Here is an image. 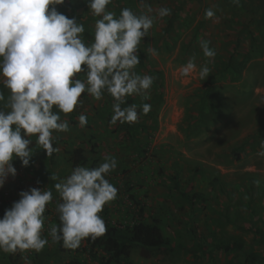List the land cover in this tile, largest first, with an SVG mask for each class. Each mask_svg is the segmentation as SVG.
Here are the masks:
<instances>
[{"label":"rangeland","instance_id":"obj_1","mask_svg":"<svg viewBox=\"0 0 264 264\" xmlns=\"http://www.w3.org/2000/svg\"><path fill=\"white\" fill-rule=\"evenodd\" d=\"M248 2L144 0L153 9L170 8L171 15L158 19L138 48L141 63L135 70L154 78L150 98L128 96L122 107L135 104L141 112L140 105L148 103L150 112H141L132 124L112 125L113 98L105 92L97 101L85 92L80 98L82 106L60 114L68 121L69 131L53 133V147L58 152L48 156L36 137L30 138L33 155L29 166H23L19 158L12 161L16 175L6 177L0 202L13 205L21 192L32 188L50 189L53 199L44 213L43 237L49 243L39 253L18 252L20 264H24L25 255L31 264H67L73 259L103 264L104 255L98 252L99 260H91L83 242L78 252L68 249L58 255L48 234L61 202L55 184L76 167L71 152L78 147H83L90 159L85 167L99 166L106 156L117 160V168L106 176L117 188V197L103 209L112 223H126L129 211L138 210L128 194L134 195L144 206L147 221H158L173 246L187 247L174 256L136 248L131 264H264V158L257 155L264 141V11L239 34L253 17L244 11ZM55 7L83 24L86 45L94 40L98 17L90 13L87 0H64ZM123 8L139 15L141 0H112L108 6L117 17ZM209 8L215 16L206 19ZM237 37L241 47L231 60L234 69L229 70ZM201 39L210 42L214 58L204 57ZM150 47L157 55L147 54ZM193 57L197 71L182 77L179 69ZM206 62L209 76L200 79V66ZM78 75L84 78V73ZM209 90L210 101L206 96ZM0 92L5 96L2 107L10 94L2 80ZM81 114L87 117L83 127ZM190 197L196 203L194 214ZM100 215L105 218L103 211ZM220 243H242L244 248L226 253L215 249ZM250 254L260 259L250 262ZM0 264H13L10 255L0 252Z\"/></svg>","mask_w":264,"mask_h":264},{"label":"clouds","instance_id":"obj_2","mask_svg":"<svg viewBox=\"0 0 264 264\" xmlns=\"http://www.w3.org/2000/svg\"><path fill=\"white\" fill-rule=\"evenodd\" d=\"M231 2L239 5L240 0ZM62 3L64 0H0V80L10 93L0 107V188L9 174L15 177V158L29 166L31 137H36L48 156L59 151L53 147V133L69 131L68 121L60 114L82 106L80 98L85 92L97 101L105 92L113 98L112 125L132 124L141 112H150L148 103L140 105L141 112L135 104L122 105L128 96L150 98L154 78L135 70L141 63L138 48L155 22L171 15V9H153L141 0L139 15L123 8L117 17L108 10L112 0H87L90 13L98 19L94 40L86 45L83 24L57 11L55 5ZM214 16L211 8L205 10L206 19ZM199 45L204 57H215L209 41L201 39ZM147 54L157 52L150 47ZM196 71L195 57L179 69L182 77ZM209 72L206 62L200 66L199 78L205 79ZM80 73H84L83 79ZM4 101L0 92V102ZM79 123L85 126L87 117L81 114ZM257 155L264 158V141ZM116 168V158L106 156L99 166H77L55 184L61 202L56 206L60 225H51L48 232L53 243L62 241L64 248L76 250L85 240L106 233L100 213L117 197V188L106 179ZM52 199L48 188L20 193V199L0 218V252L39 253L45 248L49 240L43 237L44 213ZM22 259L31 264L26 255Z\"/></svg>","mask_w":264,"mask_h":264},{"label":"trees","instance_id":"obj_3","mask_svg":"<svg viewBox=\"0 0 264 264\" xmlns=\"http://www.w3.org/2000/svg\"><path fill=\"white\" fill-rule=\"evenodd\" d=\"M201 2V0H197ZM249 2L244 6V11L249 13L250 16L253 15L251 19H249L247 24L244 26L242 30L239 31V34H242L243 30H247L250 26L257 20V15L260 12L264 11V0H248ZM235 52L233 53L231 59H229V63L227 64V69L232 70L234 67L231 64V60L237 54V51L241 47L240 37H237L234 41ZM210 92V93H209ZM206 96L208 100H211L212 91L209 90L206 92ZM33 142L30 145L32 149ZM71 162L74 166H84L86 165L90 159L86 155V150L83 147H78L71 152ZM177 190H180L179 185H176ZM128 193H130L128 191ZM131 198L133 204L138 208V210H130L129 211V219L126 223H118L114 224L112 221L108 219L109 212L107 210H103V217L106 224V233L95 239H87L83 243H85L86 247L89 249L91 254L89 255L91 260H99L98 252H101L104 256L102 259L103 264H131L130 258L133 253V250L138 248L147 253H151L157 251L158 253H170L172 256L180 254L183 250L187 249L182 244H177L173 246L167 238L164 236L162 229L158 225V221L149 222L145 219V210L144 206L139 203V201L135 198L134 195L128 194ZM191 198V197H190ZM191 214L195 213V205L196 203L191 198ZM12 205H9L5 202H0V218H3L5 211L10 209ZM54 222L56 226L60 225L59 215H56L54 218ZM256 234L261 236V232L256 230ZM56 247L57 254L66 253L68 249L63 247L62 241L59 243H54ZM242 243H220L215 246L216 250H221L226 253H230L233 251L241 252L243 250ZM193 250V249H192ZM79 251V248L75 250ZM194 253H196L193 250ZM18 252L15 254H9L10 259L13 264H20L18 260ZM260 259L259 255L250 254L249 260L254 263ZM67 264H89L87 262H81L79 260L73 259Z\"/></svg>","mask_w":264,"mask_h":264}]
</instances>
